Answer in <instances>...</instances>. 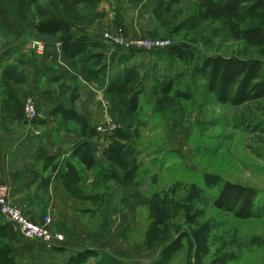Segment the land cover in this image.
<instances>
[{
    "label": "rangeland",
    "instance_id": "obj_1",
    "mask_svg": "<svg viewBox=\"0 0 264 264\" xmlns=\"http://www.w3.org/2000/svg\"><path fill=\"white\" fill-rule=\"evenodd\" d=\"M121 2L0 0V50L9 46L20 48L14 62L8 64L11 67L3 68L1 71L5 70L0 71V75L14 76L16 72L19 78L21 73L18 71H22L25 61L37 56L32 43L39 42L44 47L42 56L49 53L55 57L47 76H40L38 88L45 83L50 94L56 98L67 92H70V101L77 97L81 79L86 80L85 75L93 71V63L96 66L99 63L95 59L87 60L92 55L91 51L85 58L57 62V37L38 35L35 31L36 25L51 18L64 19L79 30L96 25L99 30L121 27L129 40H171L172 46L189 43L184 33L176 32L177 24L174 22L163 25L151 18L150 30L148 28L146 33L135 31L137 27L141 29L137 22L133 25L136 28L131 31L128 28V17L131 18L129 10H126L128 6ZM199 4L200 0H179L180 9L186 13L196 10ZM246 4L249 6L251 3ZM105 6L119 20L100 23ZM165 20H171L170 14ZM202 41L192 46L194 61L189 66L168 55L167 51L149 53L158 55L163 65L151 68L149 72L153 80H147V85L127 61L120 59L116 65L113 63L117 76L123 77L131 69L138 75L133 80L139 91L138 108L135 113H130L123 99L107 96L104 91L99 106L108 119L102 125L120 127L128 140L114 138L115 130L104 135L97 134L95 127L91 129L90 137L93 142H101L100 147L105 144L102 151L98 149L97 153L95 150L97 171H113L119 181L103 184L100 202L97 205L86 203V209L75 215L77 220L74 225L71 220L68 224L62 217L48 216L52 232L63 234L65 239L74 243L70 247L72 252L75 251L73 256L85 251L81 249L86 247L97 253L96 257L87 259L83 264H159L164 259L165 264H264V98L248 100L241 105L221 103L214 93L207 90L202 77L194 72L208 56H252L254 51L244 43L212 39L209 34ZM106 46L110 48L112 57L140 55V52L123 54L109 44ZM262 62L261 78L264 79V58ZM168 82H171L172 91L164 94L162 89ZM96 84L99 89L100 85ZM19 87L25 95L24 101L33 99L36 102V97L39 99L36 91L28 88L26 83H21ZM175 92L190 98H177ZM1 95L0 91V101ZM41 97L52 101V97ZM37 115L38 120L27 125L30 124L35 129L33 131L39 133L38 139L49 133L50 139L60 141L61 132H72L74 138L70 136L66 145H62L65 153L79 143L78 126L73 123L62 126L59 119L52 117L53 124L47 130L39 121L38 111ZM113 155L119 158L117 164L107 160ZM33 173L36 177V171ZM204 174L255 189L252 217L241 219L233 212L216 209L213 203L218 189L206 188ZM93 175L94 172L86 174V177L92 179ZM191 185L201 189L199 196L192 194ZM13 202L26 215L23 208ZM189 205L201 210L199 223H208L209 234L204 242L199 240V227L190 226L185 221ZM16 236L15 233L6 234L0 239V249L10 247L13 252ZM179 238L181 249L162 258L165 249ZM255 238L259 239V245L252 244ZM42 246L50 251L44 244ZM34 247L39 248L38 245ZM65 259L61 251L58 257L49 261L64 264Z\"/></svg>",
    "mask_w": 264,
    "mask_h": 264
},
{
    "label": "trees",
    "instance_id": "obj_2",
    "mask_svg": "<svg viewBox=\"0 0 264 264\" xmlns=\"http://www.w3.org/2000/svg\"><path fill=\"white\" fill-rule=\"evenodd\" d=\"M246 3H251L249 6ZM172 8H174L172 10ZM171 10V13L169 11ZM155 21L168 25L175 23L176 32L184 33L189 43L172 46L159 53L167 51V54L177 59L185 66L194 61L192 46L197 45L209 34V37L221 38L224 41L244 43L248 49L254 51L252 56H224L215 55L206 57L195 69L206 83L207 90L214 93L221 103L231 102L241 105L248 100L264 98V79L261 78L263 69L262 59L264 58V0H200L196 10L190 13L183 12L179 7V0H169L168 3L159 1L152 11ZM170 14L171 20L166 21L165 17ZM72 26L64 19L51 18L35 26L38 35L56 36L61 45L63 59H76L88 57L91 49H97L99 44L89 41L85 36L78 39L72 37ZM190 44V45H189ZM207 44V43H206ZM134 53V52H130ZM95 59L97 63L102 60V55H91L87 58ZM116 76L108 84L105 91L107 96H115L122 100L126 110L135 113L139 103V91L136 89L133 80L138 77L135 71L128 70L127 75ZM172 91L171 82L162 89L164 94ZM8 103L10 101L11 113L16 119L19 112V102L14 94L7 92ZM174 96L188 100L189 95L175 92ZM125 99V100H124ZM12 102L14 105H12ZM14 106V109H13ZM22 108V106H21ZM52 117L58 118L61 124H70L79 127L78 138L84 139L87 127L84 120L70 109L66 110L59 106L55 108ZM67 132V131H66ZM114 138L127 141L120 127L115 129ZM115 151V150H114ZM95 149L88 142H80L73 147L67 158L61 154L48 155L45 150L38 146L34 154L33 170L40 186L47 187L52 181H60L68 196L80 202L90 205H97L101 200L100 188L109 181H119L113 171L100 169L97 171L95 161ZM110 162L118 163L119 158L115 155L108 157ZM90 180L86 174L93 173ZM203 182L206 188L218 189L214 200V207L218 210L233 212L241 219L252 217V210L256 199V190L238 184L222 181L215 175L204 174ZM192 194L199 196L201 189L191 185ZM202 216L201 210L186 207L185 221L190 226L199 227L201 237L199 240L206 241L208 236V223H199ZM6 234H14L12 226L7 223H0V239ZM259 239L251 242L259 245ZM264 242V240L262 241ZM181 249L180 238L168 246L162 254V258L168 253L177 252ZM171 253V254H172ZM93 250H85L76 254L69 260V264H83L91 257H96ZM166 259L159 262L165 264ZM0 264H26L18 263L13 255L12 248L0 249ZM156 264V263H155Z\"/></svg>",
    "mask_w": 264,
    "mask_h": 264
},
{
    "label": "crops",
    "instance_id": "obj_3",
    "mask_svg": "<svg viewBox=\"0 0 264 264\" xmlns=\"http://www.w3.org/2000/svg\"><path fill=\"white\" fill-rule=\"evenodd\" d=\"M121 1L122 5L128 6L126 10L130 12V14H128V16H131V18L128 17V28L133 31L132 29L136 28L133 26L136 22L141 27V29H139L140 31L137 27V30H135L137 33H146L148 31L150 19H154L152 11L159 1L169 2V0ZM105 8L104 16L100 20V23L109 24L115 19L119 20V17H116L115 13H111L108 10V6H105ZM98 27L99 26L96 25L94 28L89 29H72L73 39L85 36L89 41L100 45L99 48L90 50L92 55H102V60L99 64L95 62V64H97L96 66L93 63V71L85 75L86 80L81 79L78 95L73 101L69 99L70 92L62 93L56 98L54 94H50L51 91L45 86V83H42V86H40L41 88H38V85H40V76H47L48 70L50 71L49 66L53 63L54 55L50 56L49 53H46L45 56L37 53L38 57H30L27 59L25 64H23L24 68L22 71H18V73H21L19 78L16 72L14 76L9 74L5 76L3 73L0 75V91L2 94L0 101L2 105V109L0 110V195L7 196L12 202L16 201V204L20 205L30 220L34 222H39L46 216H58L66 220L68 224H70L71 220L73 222L71 224L74 225L78 213L86 209V207H84L86 203L76 201L68 196L60 181H52L47 187L43 188L40 186L38 178L34 176L33 165L36 147L41 146L50 156L61 154L64 159L69 156L73 148L65 153L62 147L70 140V136L72 138H74V136L72 132H61L59 141L58 139H50L49 133H47L43 138L38 139L37 135L39 133L33 131L35 129L32 128L30 124L27 125L22 119L21 106L25 95L21 93L19 85H21V83H26L28 88L32 91H36L37 96L39 95V99L36 97L37 111L40 115L39 121L42 127L47 130L53 124V121H51V113L55 108L61 106L66 110L72 109L76 111L84 120L87 127L86 136L79 141V143L88 142L98 153L100 149L101 151L104 149L105 144L102 143L100 147L99 144L101 142H93L90 133L91 129L106 123L108 119L106 112L101 110L99 101L104 91H106L109 82L118 75L115 71L116 66H114V64L116 65L120 59L127 61L129 67L136 68V71L143 79L142 82L145 85H147V80H153L152 73L149 72L151 68L163 65L160 63L158 55L155 56L149 53L140 52V55L135 57L127 55L123 57H121L122 55L112 57L110 48L106 46L108 43L101 38V33L104 29L99 30ZM60 47L61 45L58 42L56 44L57 62L63 59ZM18 49L20 48L9 46L0 50V71L6 66L11 67L8 64L14 62ZM96 77L97 81H95ZM96 83L100 85L99 89ZM7 92L14 94L16 100L20 104L17 114L20 119H16L14 114L11 113V103L10 101L8 103ZM41 96L47 98L52 97V101H45ZM12 105H14L13 102ZM63 125L64 124H62V126ZM95 161L98 163L96 156ZM0 223L6 222L0 217ZM12 229L17 235L14 242L13 255L18 263L53 264L49 259L55 256L58 257L59 253L62 251L64 258H66L64 264H67L66 262H68L69 258L74 255L75 251L72 252V250H70V247H72L74 243H71L67 239H65L60 247L53 250L50 249L49 251L42 246L43 244L41 242L25 239L19 235L14 226H12ZM35 245H38L39 248L37 249V247H34ZM88 249L90 248L86 247L81 250ZM80 251L76 250V252Z\"/></svg>",
    "mask_w": 264,
    "mask_h": 264
},
{
    "label": "built area",
    "instance_id": "obj_4",
    "mask_svg": "<svg viewBox=\"0 0 264 264\" xmlns=\"http://www.w3.org/2000/svg\"><path fill=\"white\" fill-rule=\"evenodd\" d=\"M121 27L106 29L102 31L101 38L118 52H143L159 53L170 48L173 43L171 40L160 39H132L129 40L123 34ZM32 48L42 55L44 47L39 42H33ZM37 104L35 100L28 99L22 103V119L26 123L37 121ZM117 128L114 124L100 125L95 128L97 134H105ZM0 217L7 224L15 227L19 235L25 239L41 242L49 249L60 247L65 241L63 234L52 232L50 225L51 219L44 217L40 222H33L22 212L21 208L13 204L5 195H0Z\"/></svg>",
    "mask_w": 264,
    "mask_h": 264
}]
</instances>
